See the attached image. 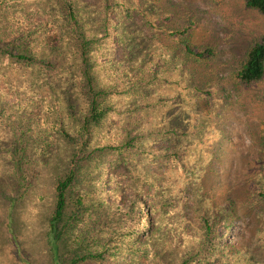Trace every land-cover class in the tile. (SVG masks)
I'll list each match as a JSON object with an SVG mask.
<instances>
[{
	"label": "rangeland",
	"instance_id": "rangeland-1",
	"mask_svg": "<svg viewBox=\"0 0 264 264\" xmlns=\"http://www.w3.org/2000/svg\"><path fill=\"white\" fill-rule=\"evenodd\" d=\"M66 1L0 0V37H11L7 12L60 20L72 44L86 41L107 110L85 138L87 95L48 79L73 72L78 82L72 44L49 74L0 52V264H53V185L74 154L60 264H202L205 213L221 238L205 264H244V248L264 264V202L254 197L264 192V73L248 86L232 77L264 18L243 0H70L73 26ZM186 45L212 55L197 60ZM98 252L101 263L81 259Z\"/></svg>",
	"mask_w": 264,
	"mask_h": 264
},
{
	"label": "trees",
	"instance_id": "trees-1",
	"mask_svg": "<svg viewBox=\"0 0 264 264\" xmlns=\"http://www.w3.org/2000/svg\"><path fill=\"white\" fill-rule=\"evenodd\" d=\"M65 3L66 14L65 20L69 21L73 26L76 23L75 10L73 3L67 0ZM246 8L255 10L264 18V0H243ZM6 13L7 18H11V37L3 35L0 37V52L5 55L11 63L20 64L25 66H36L40 70L49 74L55 71L57 60L63 62L64 55L67 56L68 45L72 44L71 37L64 33L63 27L59 26L60 20L56 23L52 20L48 21L44 26L38 24L37 20H29L24 16H17ZM63 18V19H64ZM81 41V42H80ZM86 41L80 38L77 43H73L75 53L77 54V64L74 66L75 77L78 82L75 83L74 73L73 77H67L66 73L58 74L57 76L48 75V79L57 87L69 89L75 88V84L81 88L83 95L88 97V109L86 115L81 120L80 128L85 134V138L89 134V125L97 123L106 112V108L101 105L102 97L106 94L105 88H95L90 76L89 70L86 67ZM70 48V46H69ZM185 52L197 60H203L211 57L212 50L209 48L194 49L185 46ZM42 53V54H40ZM79 60V62H78ZM59 65V64H58ZM264 73V35L260 36L257 40L253 41L246 49L243 61L239 68L233 73L234 81L242 86H248L256 83ZM96 85V84H95ZM95 88V90H94ZM101 96V97H99ZM67 136L66 133H64ZM84 138V139H85ZM82 140L79 148L86 145V140ZM129 142H123L120 145L126 147ZM77 154L70 158L69 168L64 176L57 179L53 185L54 192V205L51 217L48 222L47 244L52 254L53 264H60L57 258V244H56V224L62 219L64 209L67 203V194L71 190L76 180V163L78 162ZM254 197L258 199L257 203L264 202V192L259 189L254 190ZM225 206H222L223 208ZM257 208V205H254ZM264 215V212L262 213ZM218 219L216 214H203L201 222L203 224V247L201 256L194 262L204 261L205 264L211 252L219 249L220 237L214 232L212 226L217 223ZM263 235L259 244L260 249H264V229L260 230ZM131 234V233H130ZM129 234V235H130ZM129 237V236H128ZM146 245V242L142 243ZM238 254L243 257L244 264H253V254L245 248L239 250ZM107 255L104 252L89 253L84 257L94 258L97 262L101 263ZM234 264H241L240 259H237ZM256 263V262H255ZM254 263V264H255ZM179 264H188V259L180 262Z\"/></svg>",
	"mask_w": 264,
	"mask_h": 264
}]
</instances>
